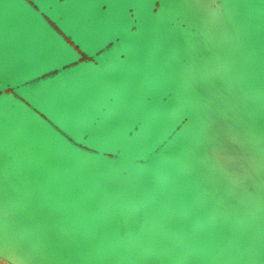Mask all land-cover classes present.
Here are the masks:
<instances>
[{
    "label": "water",
    "instance_id": "95a60500",
    "mask_svg": "<svg viewBox=\"0 0 264 264\" xmlns=\"http://www.w3.org/2000/svg\"><path fill=\"white\" fill-rule=\"evenodd\" d=\"M161 2L0 0V102L37 136L56 189L95 217L93 233L114 251L136 262L134 244L154 264L175 255L214 264L233 242L185 169ZM97 200L115 213L132 206L137 222L115 232Z\"/></svg>",
    "mask_w": 264,
    "mask_h": 264
},
{
    "label": "bare ground",
    "instance_id": "6f19581e",
    "mask_svg": "<svg viewBox=\"0 0 264 264\" xmlns=\"http://www.w3.org/2000/svg\"><path fill=\"white\" fill-rule=\"evenodd\" d=\"M161 3L170 18L161 23L164 48L183 92L176 90L174 115L185 169L210 219L233 242L214 264H264V0ZM11 93L23 99L18 88ZM6 107L0 102V262L154 264L134 244L136 262L93 233L95 217L56 189L53 170L34 147L37 136ZM87 165L99 169L92 160ZM97 203L115 232L137 222L132 206L115 213ZM170 264L198 263L175 255Z\"/></svg>",
    "mask_w": 264,
    "mask_h": 264
},
{
    "label": "rangeland",
    "instance_id": "374dc122",
    "mask_svg": "<svg viewBox=\"0 0 264 264\" xmlns=\"http://www.w3.org/2000/svg\"><path fill=\"white\" fill-rule=\"evenodd\" d=\"M85 58H86V57L83 56V57L81 58V60H83V59H85ZM7 91H10V90H7ZM0 264H5V263L0 262Z\"/></svg>",
    "mask_w": 264,
    "mask_h": 264
},
{
    "label": "snow or ice",
    "instance_id": "6c2138e0",
    "mask_svg": "<svg viewBox=\"0 0 264 264\" xmlns=\"http://www.w3.org/2000/svg\"><path fill=\"white\" fill-rule=\"evenodd\" d=\"M0 259H5V258H0Z\"/></svg>",
    "mask_w": 264,
    "mask_h": 264
}]
</instances>
